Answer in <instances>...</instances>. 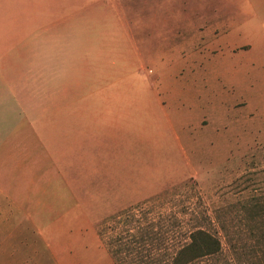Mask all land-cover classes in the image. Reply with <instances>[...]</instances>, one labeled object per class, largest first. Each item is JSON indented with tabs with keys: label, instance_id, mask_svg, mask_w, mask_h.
<instances>
[{
	"label": "rangeland",
	"instance_id": "rangeland-1",
	"mask_svg": "<svg viewBox=\"0 0 264 264\" xmlns=\"http://www.w3.org/2000/svg\"><path fill=\"white\" fill-rule=\"evenodd\" d=\"M66 4L86 31L50 123L80 150L40 206L26 170L0 191V264H173L197 230L221 247L189 264H264V0Z\"/></svg>",
	"mask_w": 264,
	"mask_h": 264
},
{
	"label": "crops",
	"instance_id": "crops-1",
	"mask_svg": "<svg viewBox=\"0 0 264 264\" xmlns=\"http://www.w3.org/2000/svg\"><path fill=\"white\" fill-rule=\"evenodd\" d=\"M80 16L66 0H0V191L15 190L14 176L26 170L34 206L41 205L49 156L59 160L80 150L76 139L68 138L71 120L67 128L57 121V133L50 123L60 116L64 100L76 94L74 77L66 71L74 69L86 31L79 24L86 16ZM69 47L74 61L67 69ZM52 141L58 146L51 148ZM13 162L17 168L9 167Z\"/></svg>",
	"mask_w": 264,
	"mask_h": 264
},
{
	"label": "trees",
	"instance_id": "trees-1",
	"mask_svg": "<svg viewBox=\"0 0 264 264\" xmlns=\"http://www.w3.org/2000/svg\"><path fill=\"white\" fill-rule=\"evenodd\" d=\"M220 241L204 230H197L191 236V242L177 253L173 264H189L201 257L220 251Z\"/></svg>",
	"mask_w": 264,
	"mask_h": 264
}]
</instances>
